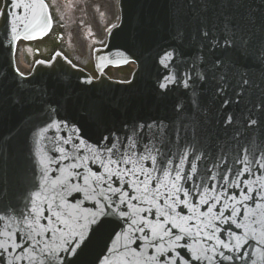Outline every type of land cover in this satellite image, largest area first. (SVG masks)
<instances>
[{
	"label": "snow or ice",
	"instance_id": "1",
	"mask_svg": "<svg viewBox=\"0 0 264 264\" xmlns=\"http://www.w3.org/2000/svg\"><path fill=\"white\" fill-rule=\"evenodd\" d=\"M216 2L217 0H202L205 10L209 5H214ZM253 2L254 0H219V3L225 8H236L238 11L235 14L221 13L222 18L218 24H213L211 30L208 29L206 21H201V38L202 41H206V43L201 44V51L206 48L208 54L212 57L209 69L211 75L200 71L192 75L189 69L190 74L185 79L180 65L176 63L178 58V51L176 49L166 51L162 56L158 55L157 62L168 72L162 78L157 77L156 86L160 96H166L169 91H172L176 87H182L195 95L202 87L211 88L213 84L215 85V94L219 96L222 93H226L231 86L230 77H235L238 88V91L235 92V97H243L245 91L252 86V81L247 72L249 64L255 63L264 67V0H259L258 4H256V8L261 10L259 15L250 6ZM37 3L42 8L46 7L44 0H6L5 11L0 14L4 17V22L0 27L3 28L5 36L12 34V39L18 41L21 39L20 29L24 28L26 30L24 38H33L27 35V32H30L31 28L36 26L38 20L33 19V16L29 15V13L34 14V6ZM7 4H11L12 8L18 9L19 12L13 13L10 16L7 12ZM176 38L182 41L184 38L183 31L178 30ZM2 50L3 42L0 41V51ZM124 63H128V61H124ZM17 75L22 76L18 69ZM5 80H7V77L0 78V91L6 87ZM13 84L19 88L18 83L14 81ZM7 86L12 87L13 85ZM42 95H47L46 90ZM21 102L20 100L17 101V103ZM222 103L227 104L228 101L222 100ZM192 105L195 107L197 101L193 100ZM176 107L179 108L181 105H177ZM48 108L50 111H55V109L51 108L50 104ZM227 120L231 123L233 117L228 116ZM52 123L55 124L56 122L53 121ZM247 125L248 127L259 129L261 125H264V112H261L257 118L249 117ZM51 127L52 124L46 125L45 131ZM56 127L59 128L60 125L56 124ZM152 127L153 125L150 124L138 125L137 128L140 131H136L134 128L133 136L128 137L131 143L124 145L121 142L118 146L117 143L111 142V138H109L110 147H105L104 154L93 153V162H100V167L104 169L105 175L101 176L91 170H88L87 175L82 172L69 174L70 177L79 176L82 186L76 187L73 185V188L77 192H83L85 194L84 199L90 200L94 204V210L88 211L86 215L76 209L68 210L63 200L62 191L70 190L68 188L69 177L49 181L47 169L50 163L56 162V158H52L49 163L41 160L42 178L45 183L50 184V189L45 190L52 192V195L44 197L42 202L47 205V209L52 215L51 217L45 216L44 210L35 200L32 201L31 208H27L26 206L27 214H25V211L12 210L18 222L12 221V215L7 209L0 208V261H4V264H56L58 259L62 260L66 258L61 255L62 253L67 252L72 253L74 256L78 255L80 251L87 247L93 234L103 231L108 227H112L113 229L109 238L116 235V228H120V235L128 240V243L124 244L121 249H110L113 253L122 256L118 264H164L163 258L165 254H168L167 259L170 264H180L182 260L180 254L176 253V258L172 259V253L181 247L186 248L190 253V259L183 261V264H192V261H199L201 264H204V262L212 259H219L221 261L233 260V256L225 255L224 251H217V247L227 250V252L234 251V247H230L229 243L219 238L216 239V246L209 249L193 250L187 243L181 245L180 242L188 237L193 239L200 237L204 228L210 227L212 231L211 234L206 233L203 239L212 241L215 237V226L211 223V220L207 224L201 221L204 224V228L196 226L197 231L195 232V236L192 235L191 228L183 226L188 221L197 218L194 205L192 206L194 211L193 217L180 216V213L176 211L175 205L177 203L183 207L188 206L187 201L181 200L176 194L182 191L177 182L190 180L189 176L182 175L180 171H176L175 179L171 184V192L161 193L159 191L160 186H157L154 192L149 193L148 185L155 178L152 176L151 168L144 167V161H150L152 165H156L157 170L161 171L166 178L173 171V169L164 167L165 160L170 155L165 150L166 145L164 141L160 140V146H157L154 142V137L145 138L142 135L144 128L151 129ZM64 142L68 143V141ZM141 143L142 152L138 154L136 149ZM121 148L125 150L121 151ZM60 151L63 152L64 150L61 149ZM154 152L156 155H153ZM157 156L160 157L159 164H157ZM186 156L187 154H185V158ZM199 158L195 157V159ZM60 159H68V157H60ZM81 159L84 158L81 157ZM167 163L171 164L172 161L167 160ZM181 163H183V158L181 159ZM190 167L192 172H196L195 165H190ZM71 168L82 169L83 164L73 163ZM240 174V171L235 173V175ZM125 176L135 178L127 182V186L139 192L140 196H129V193L122 187H113L111 183L113 177L123 184L125 181L122 178ZM142 177L143 179H141ZM162 186L166 189L168 188L167 184ZM225 187L228 186L225 185ZM252 191L253 189L251 188L247 189V192ZM247 192L242 193L245 201L251 199L247 195ZM183 195L187 197L189 192L183 191ZM36 196L37 200H40L41 193H37ZM164 196L172 200V203L168 204L167 211L163 209L159 211V215L166 218L162 221H157L155 224L149 221L146 215H140V212L144 211L143 209H139L135 204L131 203L132 200H136L138 203L155 204L158 199ZM149 197L151 198L149 199ZM255 198L257 200H264V196H257ZM215 199L219 203V197ZM200 202L208 204V200H201ZM260 207L261 205L257 203L256 208ZM147 211L151 212L152 209H148ZM208 213H212V207L208 208ZM200 215L205 216L207 214L201 213ZM238 215L239 213L233 208L231 216ZM223 216L224 213L220 212L219 215L213 216L212 219L219 220ZM231 216L225 222L230 221L237 228L245 229L244 244L248 243V237L251 235V238L257 244L264 245V219H258L257 213L252 212L249 217L250 223L240 224L236 220L231 219ZM42 218L58 222V226L56 228L46 227L40 223ZM6 220L10 222L5 223ZM169 224L171 228L166 227ZM125 225L127 226L126 228ZM14 227L19 228L23 232V239L26 243H19L14 238L20 235L19 232L13 231ZM172 229H179L183 235L173 233ZM65 231H67L70 238L63 239L62 237L63 243L56 246L44 243L43 247H40L42 241L36 238L45 234L63 233ZM257 231L260 232L259 237L256 235ZM149 232L151 235H149ZM139 234H143V240L148 241L145 247L155 249V255H148L146 252L138 251L137 248L130 246L136 243L133 237L139 238ZM233 236L237 241L235 249L242 247L239 243L242 238L235 234ZM166 237H174V239L165 241ZM161 241L165 242L167 246H165V243H160ZM197 251H200V255L196 254ZM209 251L213 253L211 257L206 254ZM252 264H256V261L253 260Z\"/></svg>",
	"mask_w": 264,
	"mask_h": 264
},
{
	"label": "water",
	"instance_id": "2",
	"mask_svg": "<svg viewBox=\"0 0 264 264\" xmlns=\"http://www.w3.org/2000/svg\"><path fill=\"white\" fill-rule=\"evenodd\" d=\"M220 5L222 4L217 0L214 5H209L205 10L202 0H122V11L124 24H132L135 27L131 38L136 37L145 46L164 51L176 49L178 51L177 60L189 58L193 54L192 48H194L195 51L205 55V59L209 58L212 60L206 48L201 51V44L206 43L201 38V21H206L208 29L211 30L213 24H218V18L217 10L209 9L212 6ZM250 6L254 7L253 5ZM178 30L184 33L182 41L176 38ZM128 32V29L123 27L120 30L121 37L127 35ZM58 68L61 69L56 70L54 77V81H56L55 88L61 86L69 87L95 104H105L110 101L131 102L136 103L145 110H153L163 117L169 116V114H165L167 104L155 100V98L160 97L159 91L151 95L134 94L129 91L134 85L131 84L125 90L114 92L110 89L108 95L106 93L98 95L94 93L97 88L107 89L108 86L91 83L81 84L83 80L87 82V79L81 74L77 72L75 74L66 73L62 71L64 69L62 66ZM14 81L16 82V80ZM17 83L20 85L18 80ZM33 87L34 89L29 91L30 93L38 89L39 86L34 84ZM12 90L17 92L14 84ZM2 92L3 90L0 91V94ZM181 92H184V90L176 87L169 91L167 95Z\"/></svg>",
	"mask_w": 264,
	"mask_h": 264
},
{
	"label": "rangeland",
	"instance_id": "3",
	"mask_svg": "<svg viewBox=\"0 0 264 264\" xmlns=\"http://www.w3.org/2000/svg\"><path fill=\"white\" fill-rule=\"evenodd\" d=\"M91 14H92V15H91V18L94 19V17H95V13H94V11H91Z\"/></svg>",
	"mask_w": 264,
	"mask_h": 264
}]
</instances>
